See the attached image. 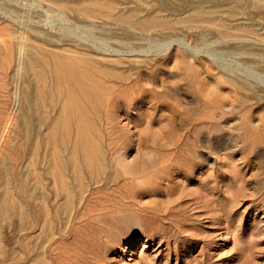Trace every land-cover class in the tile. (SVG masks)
Listing matches in <instances>:
<instances>
[{"label": "rangeland", "instance_id": "1", "mask_svg": "<svg viewBox=\"0 0 264 264\" xmlns=\"http://www.w3.org/2000/svg\"><path fill=\"white\" fill-rule=\"evenodd\" d=\"M76 1L0 0V110L16 108L22 59L43 37L102 50L108 55L97 58L120 59L134 74L126 66L138 61L145 102L130 124L141 132L123 161L162 164L151 184L119 181L76 203L46 241L45 264H264V0H91L157 17L142 29L83 17ZM7 223L0 264H32L25 230Z\"/></svg>", "mask_w": 264, "mask_h": 264}, {"label": "bare ground", "instance_id": "2", "mask_svg": "<svg viewBox=\"0 0 264 264\" xmlns=\"http://www.w3.org/2000/svg\"><path fill=\"white\" fill-rule=\"evenodd\" d=\"M79 1L75 7L82 16L108 17L138 29L158 20L156 16L142 18L137 9L123 14L119 10L115 12L117 6L111 3L82 0L80 4ZM5 33L2 42L7 47V58L11 59L14 43L10 33ZM19 46L21 50L22 44ZM33 47L26 53L28 58L22 59L25 64L16 108L9 112L0 110V228L8 222L13 228L25 230V256L32 264H45L46 241L61 233L76 203L88 201L95 191L119 181L124 188L133 190L151 184L160 173L158 165L162 161L156 163L143 158L141 161L140 157L132 163L123 161L129 141L141 132V126L130 122L137 114L131 111L142 108L144 101L139 82H142L139 77L142 64L129 62L127 70L136 69V74L127 72L120 59L97 58L108 54L90 46L85 51L78 50L58 37H43ZM8 89L4 92L9 96ZM138 137L136 143L141 142ZM171 165L168 162L166 167ZM120 222L124 223V218ZM72 262L73 259L68 264L75 261Z\"/></svg>", "mask_w": 264, "mask_h": 264}]
</instances>
